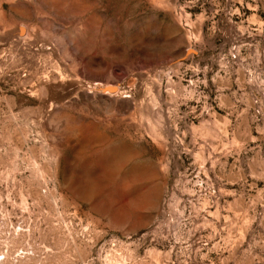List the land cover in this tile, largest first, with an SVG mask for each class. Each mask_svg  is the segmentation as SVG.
Wrapping results in <instances>:
<instances>
[{
    "label": "rangeland",
    "instance_id": "374dc122",
    "mask_svg": "<svg viewBox=\"0 0 264 264\" xmlns=\"http://www.w3.org/2000/svg\"><path fill=\"white\" fill-rule=\"evenodd\" d=\"M0 264H264V0H0Z\"/></svg>",
    "mask_w": 264,
    "mask_h": 264
},
{
    "label": "bare ground",
    "instance_id": "6f19581e",
    "mask_svg": "<svg viewBox=\"0 0 264 264\" xmlns=\"http://www.w3.org/2000/svg\"><path fill=\"white\" fill-rule=\"evenodd\" d=\"M23 29H21V31H22ZM114 92V91H113ZM119 152V151H118Z\"/></svg>",
    "mask_w": 264,
    "mask_h": 264
}]
</instances>
